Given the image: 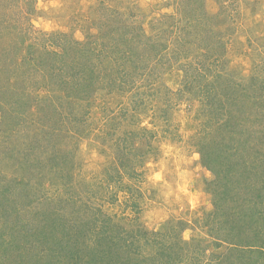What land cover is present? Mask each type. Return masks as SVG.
Here are the masks:
<instances>
[{
    "label": "rangeland",
    "instance_id": "obj_1",
    "mask_svg": "<svg viewBox=\"0 0 264 264\" xmlns=\"http://www.w3.org/2000/svg\"><path fill=\"white\" fill-rule=\"evenodd\" d=\"M184 3L0 0V264H99L90 260L98 251L90 239L97 226L102 230L100 220L111 217L128 229L134 223L158 233L182 220L195 224L194 232H184L187 240L211 244L214 253L228 251L226 243L213 246L217 232L202 227L214 210L207 184L213 176L196 140L208 111H201L199 99L183 86L184 71L169 59L175 49L185 65L210 57L207 23L215 35L210 41L222 36L226 52L216 65L207 63L206 74L230 72L260 93L263 103L248 99L242 117L248 115L246 126L264 135V84L258 79H264V0H202L191 5L204 10L193 18ZM15 27L18 32L10 34ZM127 27L133 40L121 43L125 54L116 56L111 45ZM143 34L168 44L155 77L131 75V59L140 61L132 47ZM44 44L50 64L36 52L34 62L24 64L27 47L41 52ZM74 45L87 46L83 65L96 77L78 81L86 91L94 87L92 94L77 90V67L64 56ZM123 138L139 176L117 171L115 144ZM50 155H66L68 163H53ZM262 177L264 159L255 162L252 176L256 184ZM158 238L170 245L169 238ZM209 262L203 264H217Z\"/></svg>",
    "mask_w": 264,
    "mask_h": 264
},
{
    "label": "trees",
    "instance_id": "obj_2",
    "mask_svg": "<svg viewBox=\"0 0 264 264\" xmlns=\"http://www.w3.org/2000/svg\"><path fill=\"white\" fill-rule=\"evenodd\" d=\"M201 1L185 0V3L189 4V9L184 11L187 17L193 18L196 13L203 14V5L191 8L192 4ZM208 21L215 25L213 18L209 17ZM17 28L19 27L12 29L10 34L18 32ZM210 28L206 23L204 32L209 35L207 45L213 49L210 57L207 56L203 61L185 65L186 63H181L182 60H179L182 58L179 49H175L172 50L173 55L169 60L184 71L183 86L191 93V97L199 99L201 111L202 109L208 111L206 123L205 121L202 123V128L205 127V129L196 140L199 141L202 164L213 176V179L208 180L207 184L214 197V210L208 215L207 220H204L202 227L207 228V233L217 232V234L214 233L216 239H213L212 245L219 248L222 243H226L230 246L228 251L214 253L211 249L209 250L211 244L209 246L204 242L203 245L202 240L195 241L194 237L187 240L184 237V232L187 230L194 232L195 224L182 220L169 222L165 227L166 233H158L143 226H135L134 223L129 225L130 229H128L127 225L121 226L111 217L105 221L100 220L103 225L102 230H99L101 227L97 226L93 232L94 237L90 239L92 241L90 245L98 246V251L90 257V260H97L99 264H156L158 260L161 261V264H166V262L177 264V262L189 259L190 264H203L206 261L210 263L211 258V261L215 260L217 264L264 263V232L262 231L264 229V177L262 180L259 179L263 182L262 184H256L252 178L255 162L259 163L261 159H264V150L260 147L261 144H264V135L263 130L256 129L252 132V129L246 126L245 121L248 115L246 118L242 117L246 113L248 99L253 97V101L256 100L257 104H262L263 101L259 100L260 93H255V88L239 81L230 72L224 73L222 70L220 73L214 74L212 78L208 77L205 71L208 67L207 63L211 60V64L216 65L217 61L221 59L220 55H224L226 52V42L222 36L217 39V42L210 41L215 36ZM127 29L128 31H120L115 38L116 41L114 40V44L111 45L116 56L125 54L124 50L118 47L121 43L130 44L133 40L131 37H127L130 27ZM119 38L123 39V42H120ZM135 39L138 40L132 47L134 50L132 56L139 58L140 61L136 65L137 60L131 59L134 68L131 75L137 74L144 78L148 75L155 77V73L160 69L158 65L165 64L164 56L168 52L166 50L168 44L164 39L156 41L144 34L135 37ZM27 48L29 52L24 58L27 63L24 64L34 62L36 59L33 56L34 52L40 54L44 63L50 64L49 55L52 53L48 49V45L44 44L45 49L40 50L41 52L33 50L30 45ZM68 50H70L69 54L64 56L70 57L69 59L73 60L72 65L77 67L75 71L77 88H79L77 90L94 93V87L86 91L87 84L78 81V79L81 80V76L96 77L92 71L91 74L86 73V65H83L89 58L87 57V46L74 45L70 46ZM215 50H218V54H214ZM202 62L203 64H201ZM101 63L105 65L104 60H100L99 64ZM209 71L212 73L211 70ZM258 79L264 84V79L261 76ZM253 110L257 111L255 107ZM253 113L261 114L260 112ZM240 116L243 120L239 119ZM200 120L202 119L200 118ZM236 121L237 123L233 126L232 122ZM127 135L129 134L127 133ZM130 138L134 137L129 136L128 140ZM123 140L124 138L117 142L119 145L115 144L118 147L117 152H119L116 156L119 158L115 157L114 163L117 171L123 177L126 174L134 177L133 175L138 174L137 165L130 158V151H127L130 147L128 140L126 143ZM258 150L261 155L254 157L253 153H258ZM50 156L53 163H68L66 155H62L60 159L61 156ZM122 184L126 185V183ZM126 188V191L132 190L131 185H126ZM119 225L121 226L120 230L117 228ZM158 235L169 238L170 245L166 246L165 242L160 243ZM138 241H143L145 246L142 247Z\"/></svg>",
    "mask_w": 264,
    "mask_h": 264
}]
</instances>
